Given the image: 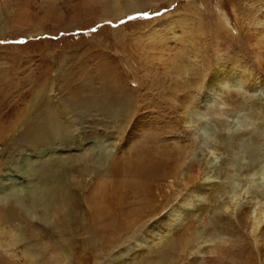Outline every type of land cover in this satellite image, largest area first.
<instances>
[{
	"label": "rangeland",
	"instance_id": "1",
	"mask_svg": "<svg viewBox=\"0 0 264 264\" xmlns=\"http://www.w3.org/2000/svg\"><path fill=\"white\" fill-rule=\"evenodd\" d=\"M218 64L242 72L246 86L200 96ZM256 77H264V0H0V264H38L26 258L32 245L48 264H156L158 239L145 230L185 192L170 175L190 160L232 175L212 179L216 204L205 226L190 217L179 233L176 264H189L185 254L197 246L209 248L201 264H264L258 230L228 192H242L264 163L263 92L245 89ZM233 95L225 114L212 113ZM187 114L207 132L189 134ZM50 117L69 130L33 147L28 125L50 132ZM235 129L250 154L225 140ZM25 156L34 162L26 170ZM50 171L64 184L67 209L79 203L74 238L52 217L39 221L41 208L34 217L19 209L34 174ZM195 226L201 236L192 242ZM8 230L23 234L11 251L2 248ZM59 234L63 244L50 247Z\"/></svg>",
	"mask_w": 264,
	"mask_h": 264
},
{
	"label": "bare ground",
	"instance_id": "2",
	"mask_svg": "<svg viewBox=\"0 0 264 264\" xmlns=\"http://www.w3.org/2000/svg\"><path fill=\"white\" fill-rule=\"evenodd\" d=\"M228 85L238 88L245 87L246 86L245 75L240 71L237 72L234 67H226L224 64H218L215 67H213L212 72L203 87L204 91H200V96H206L211 94L212 97H214L216 91L220 89H224ZM245 89L247 90V92L249 93L251 92V95L254 94L253 92L259 91V92H263L262 95L264 96V77L262 78L256 77L255 80L251 84H249V86ZM235 96L236 95H233L231 99L225 98L223 102L224 107L221 108L220 110L213 111L212 113L217 116L225 114L224 109L232 103V101L235 99L234 98ZM185 121L188 123L187 126L189 128V134H194V133L197 134L200 133L201 131L207 132L206 129L209 128L206 125H204L203 121H199L198 119H192L191 116H189L188 114L187 117H185ZM48 124L52 125V129L50 130V132H46L44 128H38L41 127V125L40 126L37 125L36 122L30 124L31 125L30 127L28 125L27 127L28 129L25 131V135H24L25 138L27 139L26 141L33 144V147L35 145L34 141L38 143L41 140L45 144H47L46 142L47 140L48 142L53 141L55 135L58 134V131L63 130V128L60 129L59 127L53 125V117L49 118ZM228 126L229 125L224 127L225 130L227 129ZM67 130H69V128H66L63 131L66 132ZM46 134L48 137H44ZM61 134L62 133L58 135ZM240 135L241 133L239 131L237 132V129H235L231 132L229 138H227L226 136L224 138L228 142L231 141L240 142L242 149L250 154L251 150L250 148L247 147V144L249 142H241V139H239ZM244 151L241 150L240 152L245 154ZM24 159H26V161L22 162L21 166L22 169L26 170L28 167L32 166L34 162L33 160H28V156L22 158V160ZM235 163H236V159L230 157L228 160V164H230V166H236ZM208 164L209 161L207 160L204 161L203 163L202 162L194 163V161L190 160L188 161L184 169L182 168L183 166L182 167L180 166V168H178L177 173H173V175H170L171 177H173L172 178L173 180L178 181L180 183L184 182V185H186L187 187L185 189V192L180 197H178L175 204L166 210V213L162 216V218L158 219L150 229L147 228L145 230V233L148 235V237L151 240H153L155 237L156 239H158L156 241V244H159L160 249L157 250L156 252L157 255L156 264L177 263V259L179 258V255L184 254L182 253L184 250L183 249L184 246L181 245V241H180L181 236L179 233L182 231L187 232L190 225L193 222H195L193 221L195 219L193 218L190 220V217L198 216L199 217V219L197 217L198 221L202 223V226L203 225L205 226L207 209L209 208L212 209L213 206H215L216 204L214 203L215 197L213 196V193L214 192L218 193L220 191H219V187L218 189L214 188L215 185L216 186L218 185L213 183L212 179L214 177H219L217 175H224L229 178L232 175V171H231L232 169L230 170L229 167L228 168L225 167L224 170L221 169L219 171H216V170H212ZM25 170L21 172L22 175H24V177L28 175V173H26ZM252 171L253 173L250 175V177L246 179L244 178L245 179L244 184H246V186L243 189V191L241 190L242 192L237 191V189L235 191L234 188H230L228 192L229 195H231L232 197L233 203H236V206H238L240 203L244 204V206H242L238 211H236V213L239 212V215L244 216V221L246 222V224H248L251 227L252 231L258 230L257 237L259 238L255 239V243L259 247L258 251L261 255H263V260H264V163L258 161L256 166L252 169ZM45 173L46 172H38L34 174V179L32 181L33 184H31V186L29 187L31 190V196L26 198L25 196H23L20 199L19 202H21L22 204H20L19 209L21 211L24 210L23 212L28 213L30 216L34 217L35 209L39 207L41 208V212L38 215L39 221L48 222L47 220L49 218L51 219L52 217L53 219L51 220L54 222L55 227H57L58 230H61V232L67 234H70L71 232H75L73 230L75 229L77 215L80 214L79 213L80 209H78L79 203L77 204L76 199L73 198L74 201L72 200L73 202L71 205L68 204L70 205V207H68L67 209L65 205V198L63 195L66 194V192L58 193L59 190L65 188L63 187L64 184L57 180V174L55 171H50L49 175H44ZM41 179H43V181ZM235 187L238 188V185H236ZM250 188L253 189L251 195H249L245 200L242 199L245 190H249ZM68 191L70 190L68 189ZM8 192L11 193L12 190L9 188L6 192L3 193L6 194ZM71 192L72 191H70V193ZM224 193L225 190L224 192H222V194ZM17 197L18 196H15L16 199ZM14 212L15 209L11 208L10 214H14ZM161 227L162 229L160 230ZM8 232H9L8 233L9 239L2 244V248L5 251L12 250L13 244H15L17 241L15 236L18 239L23 237V234L19 232L17 235L16 234L12 235L13 230H8ZM5 233L7 232H2L1 235ZM59 235L58 236L56 235L57 237H59L57 240L49 243L50 247L58 249V247L63 244L64 242L63 239L64 238L66 239V237L63 236L64 234L60 236ZM70 235L73 237V234ZM196 236L197 238H199L201 236V231L198 229V227L195 226L194 231L191 232V234L189 235L190 241L193 242L194 237ZM138 238L141 241L144 240L143 236L141 235ZM41 245H43V243ZM46 245L47 244H45V246ZM69 246L71 245L67 244V247ZM32 248L33 245L29 247L27 250V255H26L27 259L29 260L32 258L36 260L38 259L39 261L38 264L49 263V261H47L49 258H45L43 260L42 253L38 254L37 252H35L36 247L34 249ZM164 248L166 249L170 248V250L168 249V252H170V254H167V252L165 254L162 251V249ZM199 248L200 247L197 246L196 249L190 250L187 252V254H185V256L190 261L189 264H201L199 261L201 259L200 256L204 255L205 251L209 250V248H205V251H202ZM67 249L65 251H69ZM31 253L33 254L31 255ZM142 260L143 263H146L145 262L146 259H142ZM139 263H141L140 260L136 261V263L132 261V264H139Z\"/></svg>",
	"mask_w": 264,
	"mask_h": 264
}]
</instances>
